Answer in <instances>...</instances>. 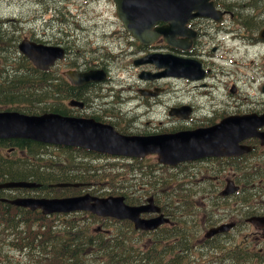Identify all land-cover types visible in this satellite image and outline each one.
Listing matches in <instances>:
<instances>
[{"label":"flooded vegetation","instance_id":"flooded-vegetation-1","mask_svg":"<svg viewBox=\"0 0 264 264\" xmlns=\"http://www.w3.org/2000/svg\"><path fill=\"white\" fill-rule=\"evenodd\" d=\"M217 1L223 10L229 11L225 6L232 0H223V3ZM202 19L213 23V26L217 27L216 32L231 34L234 40L243 42L248 50L251 47H264V13H227L221 23L206 17L190 19L188 22L190 29H183L184 36L177 40L188 48L177 51L183 57L199 59L206 73L201 79H193L189 76L180 78H183L186 84L187 82L194 84L195 89L200 92L203 86L210 84L208 78L211 77V69L202 58L195 57L196 48L200 46L199 39L202 36V23L198 21ZM229 23L233 28L225 27ZM236 28L243 32H237ZM122 34L123 37L119 38H122L125 46L141 47L130 32L125 31ZM161 40L158 38L157 44L151 45L150 48L160 44ZM87 41L92 43L90 40ZM56 43L67 47L68 56L56 65L52 97L55 108L62 109L67 115L94 118L101 123L111 124L123 133H136L130 122L123 120L116 110L120 103L119 97L115 95L112 105L105 100L106 92L112 90L109 87L111 76L105 82L91 83L82 87L68 84L67 89H60L59 81L65 79L62 75L64 69L75 68L80 71H89L94 68H108L111 73L105 46L101 44L99 54L95 55V59H91L90 52L86 50L74 51L69 36L57 38ZM161 47L169 46L165 44ZM141 49L145 48L141 47ZM231 62L234 61L231 60ZM230 92L231 94L237 92L235 83L231 84ZM259 98L261 100L250 101L248 98L241 97L238 103L236 101L232 103L230 111L222 115L215 112L213 118L201 120V124L195 127L216 124L224 117H226L224 119H230L229 145L213 149L217 153H228V156H202L174 166L160 163L154 154L133 160V169L129 177L120 179L119 190L125 193L126 200L130 204H143L150 196H153L160 208V213L168 220L153 231L136 229L135 224L129 220H116L117 230L123 231L125 226L129 231L117 233L118 264H234V261L236 264H264V228L255 227L248 221L249 217L253 216L250 214L264 216V81L261 84ZM246 103L247 107H245ZM225 136L226 133H220L217 138H225ZM206 149L210 148L204 150ZM101 159L103 160L104 157ZM121 159L129 160L127 157H121ZM162 171H165L167 175L165 185L159 182ZM142 175L153 177L154 182L140 181L139 178ZM194 177L215 181V184L199 188L187 187L190 186L187 181L192 184L189 179ZM249 182L252 183L251 186ZM228 183L236 185L239 191L225 195L223 192L229 186ZM20 193L16 190L6 191L0 193V198L3 195L16 197ZM193 194L195 196L191 197ZM189 206L192 207L189 209ZM4 208L3 212L10 209L13 212L11 217H0L2 233L0 237L2 235L6 246H10L18 237L19 247H21L26 242L24 224L29 220L26 216L27 209L14 206L11 208L9 204H6ZM31 215L32 222L37 221L33 218L42 217L40 211L32 212ZM65 215L72 221L82 224L88 223L90 219V214L83 212ZM154 215L156 214L149 213L142 216ZM59 217L67 218L64 215ZM224 224H230L232 227L224 232L209 234L212 228ZM93 237L99 239L102 249V231L95 233ZM37 238H40L39 234ZM34 240L35 238H32V241ZM83 241L85 250L89 252L91 243L89 232L84 231ZM250 248L252 253L248 260ZM235 249H237L236 254H234ZM2 253L0 264H8L10 255L8 250L3 249ZM87 257L89 261V255ZM99 257H102V254Z\"/></svg>","mask_w":264,"mask_h":264},{"label":"water","instance_id":"water-1","mask_svg":"<svg viewBox=\"0 0 264 264\" xmlns=\"http://www.w3.org/2000/svg\"><path fill=\"white\" fill-rule=\"evenodd\" d=\"M114 1L116 2L119 18L136 38L143 43H148L163 35L174 49L187 47L177 40L181 39L178 36H184L183 29H190L188 26L190 19L196 16H204L222 21L227 13V11L218 8L215 0ZM194 11L196 12L194 13ZM159 22L167 24L156 26ZM18 47L23 55L43 71L50 70L55 65V61L65 55V49L61 46L47 45L28 37L23 38ZM145 61L154 63L157 68L162 69L157 77L172 75L201 79L206 73L199 59L183 57L172 52L152 54ZM64 74L71 82L78 85L99 82L107 78V74L102 69L88 72L67 70ZM146 94L152 95L154 93ZM173 112L178 113L179 109L174 108ZM191 112L192 108L186 106L181 111L182 117L187 119ZM229 120L228 118L223 119L219 123L190 129L189 131L156 136H129L118 131L111 124L102 125L94 118L66 117L53 112L27 114L18 110H0V138L28 139L38 142L79 146L90 150L131 157H142L149 153H157L161 162L175 164L183 157H193L194 154L203 152L209 146L220 145L216 138L220 133L228 135L231 128ZM158 138L163 140L164 143L157 142ZM40 185L36 182L23 180L1 183L0 188H36ZM55 185L62 186L65 184L58 183ZM236 189H232V191ZM228 193V190L224 191V194ZM12 202L24 204L32 210L41 208L46 214L90 210L102 216L129 219L134 222L137 229L141 230L156 229L162 222L168 220L163 215L155 216L153 219H142L141 215L150 212L154 208V204L130 206L125 203L123 196L115 195L95 197L87 193L81 196L64 198H23ZM152 202L153 199H149L148 204ZM156 208L159 211L157 205ZM251 221L255 225L264 227V217L254 216ZM224 230L225 228L212 230L211 234Z\"/></svg>","mask_w":264,"mask_h":264},{"label":"rangeland","instance_id":"rangeland-1","mask_svg":"<svg viewBox=\"0 0 264 264\" xmlns=\"http://www.w3.org/2000/svg\"><path fill=\"white\" fill-rule=\"evenodd\" d=\"M239 1L243 2L246 0H232L227 3H237ZM54 2L60 10V12L57 11L56 13L74 14L72 16L74 23L71 22L68 25L74 29V33H78L77 37L87 34L86 32L83 33L82 31L78 30V27H80V25H83L85 26L84 29L88 30L89 37L98 39L96 40V43H99H95L93 46L89 45L87 40H81L76 43V47H79V50H86L90 52L91 59H95V53L99 54L98 47L101 45V43L102 45L106 46L105 53H107L108 51L110 53H113L114 51L121 49L120 43L122 42V40H119L118 34L114 32L117 29L123 28V26L121 21V24L119 23L114 2H98L96 0H56ZM219 2L223 3V0H219ZM44 6L45 3H42L39 0H0V17L9 19V25L12 28L17 27L20 30L22 36L26 35L33 38V35H35L42 41L46 39H52L54 38L53 32L56 34L59 26L57 25L51 28L50 23L52 17L50 13L45 12ZM38 8H42V11L40 13H36V10ZM55 11L56 9L54 8L53 12ZM257 12L259 11H256V13ZM198 23H202V36L199 39V42L201 44L198 48H196L197 54L195 55V57L202 58V60L211 69V77L208 78V80L210 79V84L207 86H203L201 92L207 93L209 95V98L212 99V101L215 103H217L220 99L216 96V92L226 97V99L228 100V104L221 107H225L224 110H221V114L230 111L232 103L234 101L238 103L241 97L248 98V100L250 101L261 100L259 96L261 95V84L264 81V47H251L248 50L246 49L243 42L234 40L231 34L216 32L215 30L217 27L213 26V23L205 19L199 20ZM225 27L233 28L230 26V23L228 25H225ZM237 32L241 33L243 31L237 29ZM160 44L165 45L166 42H161ZM82 45L84 47H80ZM124 49H127L126 46ZM131 49L132 48H129V51ZM160 50L163 52L176 53L170 48H162ZM134 55L139 56L143 55V53L133 54V56ZM231 60H233L234 62H231ZM155 71L157 72L158 70ZM232 71L233 74H231ZM121 72L122 76H119V73ZM125 79H132V81L134 82L132 93L135 94L137 88L136 83L138 82L137 76L135 74L133 76H130L127 71H121L118 68H113L112 86L115 87V89L119 87ZM232 83H235L237 86V92L235 94H231L230 92ZM194 88V84H192L191 82H187V85L181 87L179 91L183 92L184 94H192V92H194ZM173 89L174 87H172V91L170 93L164 94L162 96L164 105L170 101L171 104H173L177 102L178 99H186L184 97V94H177V91H173ZM197 93L199 92L197 91ZM122 95L127 97L125 93H122ZM122 95L120 93H117L119 100H121ZM105 100L110 105L111 101L113 100V96L107 95L105 97ZM51 102L52 98H47L45 101H43L44 104H50ZM15 107V104L10 103L4 105L2 108L17 110ZM245 107H247V103L245 104ZM142 109H148L149 112L147 114H150V117L156 116V113L153 112L154 109H149L146 107H143ZM116 110L117 112L121 110V115L125 118L135 119L133 122L135 130H152L154 127L169 129L176 125H179L177 121L167 118L165 109H163L162 113V118L166 120V122L164 120V127L162 125H145L144 119H146V117L137 116L135 112L130 113L129 107H127L125 104L119 103L116 107ZM140 110H137L138 113H140ZM90 163H92V167L90 168L91 170L89 172V178L84 181L86 183H90L89 186H83L79 188H55L53 191H49L40 196L64 197L85 194L88 192L97 196H107L110 194H117L118 192L119 194H121L119 191V182L117 181V178H119L121 173H123L124 171H121V169L119 168V164H116V162L110 160L102 159L92 160L90 161ZM92 191L95 193H92ZM194 196L195 194L191 195V197ZM95 220L96 222L93 224L91 223L90 219L86 224H79L77 234L81 235V231L84 227L86 229L85 231L88 230L90 233L96 231L98 227H102V217H96ZM50 223L51 222H48V224ZM114 226L115 223L110 225V227ZM55 230L58 232H62L65 230V226L60 225L56 227ZM30 244L31 241L27 239V243L25 246L29 247ZM5 249L8 250L10 254L8 264H34L30 260L28 251L24 252L16 246H6ZM95 249L96 246H92L90 254V264L91 262H95V264H102V257H97L93 254V251ZM81 254L82 253H80V255ZM53 257H57L53 254V252H51L50 254H45L42 257V261L51 264L50 260H52ZM104 261H107V257H105Z\"/></svg>","mask_w":264,"mask_h":264},{"label":"trees","instance_id":"trees-1","mask_svg":"<svg viewBox=\"0 0 264 264\" xmlns=\"http://www.w3.org/2000/svg\"><path fill=\"white\" fill-rule=\"evenodd\" d=\"M243 4L244 2L239 1L233 3L228 9L235 13H256V11L264 10V2L261 0H249L246 6ZM7 22V19L0 17V107L12 103L18 109L28 113L41 114L52 111V103L44 104L43 101L52 98L54 72L37 69L25 55L20 53L18 45L22 34L17 27L12 28ZM63 30L56 37L43 41L56 42L57 38H63L66 34ZM33 39L43 42L35 35H33ZM65 87L66 84L62 82L61 89L63 90ZM57 111L65 113L60 108H57ZM7 148L8 150L20 149L23 152L26 150L27 156L25 153L24 155L19 153V156L7 157L5 153ZM67 150L71 149L68 148ZM77 150L78 153H82L80 149ZM69 153L73 156L72 152ZM83 155L100 156L101 154L84 151ZM50 157L51 151L44 143L22 139H0V179L2 181L10 179L33 180L46 183L49 181H76L84 177L82 170L79 169L83 161L78 162L77 167L74 168L71 165L77 163L75 160L68 161L66 164L52 165L49 161ZM73 157L76 158L77 156ZM94 159L95 157L90 158L91 161ZM139 180L146 182L150 178L140 177ZM191 207L189 206V209ZM112 222L115 223V226L102 233V256L107 257V261L102 262V264H118L116 255L117 233L129 232L125 226L123 231L117 230L116 221L113 220ZM60 240L61 243H69L68 239L64 240L62 237ZM56 243L50 241L49 246L55 249ZM82 245L81 241L76 240L73 249L78 247L81 249ZM59 249L64 250L65 254L69 252L67 244H63ZM236 253L237 249L234 251V254ZM74 258L80 260L77 254Z\"/></svg>","mask_w":264,"mask_h":264},{"label":"bare ground","instance_id":"bare-ground-1","mask_svg":"<svg viewBox=\"0 0 264 264\" xmlns=\"http://www.w3.org/2000/svg\"><path fill=\"white\" fill-rule=\"evenodd\" d=\"M222 25V24H221ZM102 40V39H101ZM125 45V44H124ZM111 48V47H110ZM125 48V47H124ZM102 50H103V48H102ZM106 50V49H105ZM111 50V49H110ZM112 51V50H111ZM109 52V51H108ZM95 55H96V53H95ZM99 56V55H98ZM96 57V56H95ZM52 97H53V94H52ZM120 103L121 104H125L127 107H129V112L130 113H133V112H135V114L137 115V116H142V117H147L148 116V114L147 113H138V102H136L135 100H133V99H131V98H128V97H125V96H123L122 95V97H121V100H120ZM157 142H159V143H161V144H163L164 143V141L163 140H161L160 138H158V140H157ZM91 154V153H90ZM61 197V196H60ZM17 227V226H16ZM16 233V232H15ZM39 236H40V238H42V236H41V234H39Z\"/></svg>","mask_w":264,"mask_h":264}]
</instances>
